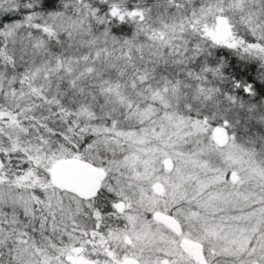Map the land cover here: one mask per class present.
<instances>
[{"label": "snow or ice", "instance_id": "snow-or-ice-1", "mask_svg": "<svg viewBox=\"0 0 264 264\" xmlns=\"http://www.w3.org/2000/svg\"><path fill=\"white\" fill-rule=\"evenodd\" d=\"M0 264H264V0H0Z\"/></svg>", "mask_w": 264, "mask_h": 264}]
</instances>
